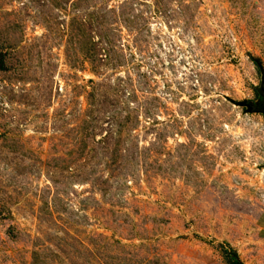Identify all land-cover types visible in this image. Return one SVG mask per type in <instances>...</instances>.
Returning <instances> with one entry per match:
<instances>
[{"label": "rangeland", "instance_id": "1", "mask_svg": "<svg viewBox=\"0 0 264 264\" xmlns=\"http://www.w3.org/2000/svg\"><path fill=\"white\" fill-rule=\"evenodd\" d=\"M0 264H264V0H0Z\"/></svg>", "mask_w": 264, "mask_h": 264}, {"label": "trees", "instance_id": "2", "mask_svg": "<svg viewBox=\"0 0 264 264\" xmlns=\"http://www.w3.org/2000/svg\"><path fill=\"white\" fill-rule=\"evenodd\" d=\"M4 68L2 54L0 53V69ZM225 257H229L230 261L228 264H243L239 258L238 253L235 250H224Z\"/></svg>", "mask_w": 264, "mask_h": 264}]
</instances>
